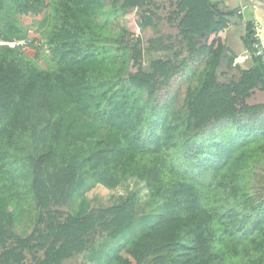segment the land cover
<instances>
[{
  "label": "trees",
  "instance_id": "1",
  "mask_svg": "<svg viewBox=\"0 0 264 264\" xmlns=\"http://www.w3.org/2000/svg\"><path fill=\"white\" fill-rule=\"evenodd\" d=\"M162 4L0 0V41L36 49L0 43V264H264V104H241L264 64L217 81L216 6ZM178 74L181 104H158Z\"/></svg>",
  "mask_w": 264,
  "mask_h": 264
},
{
  "label": "crops",
  "instance_id": "2",
  "mask_svg": "<svg viewBox=\"0 0 264 264\" xmlns=\"http://www.w3.org/2000/svg\"><path fill=\"white\" fill-rule=\"evenodd\" d=\"M207 1L210 4L216 6V10H215V14L217 15L216 19L219 16L220 20L221 19L224 20L225 25L227 26L225 44H224V50L222 56H226L229 60V63L226 66L223 74H227V75L230 74L232 77L228 80L231 81L233 77H237L239 75L240 71L248 70L254 66V59L250 57L249 50L247 49L244 41V37L246 35L247 22H249L250 20H255L259 24L261 38L264 42V0H207ZM242 7H244V13L243 15H240L238 14L237 10ZM230 14H236L237 17H241L243 19L242 22L231 25L230 22H228L223 18V16ZM157 20L159 21V19ZM164 27H170V26L168 24H165ZM228 29L231 30L228 32ZM160 31L162 32L161 28ZM203 32H204L203 35H200V33H198L196 35L198 37L195 36V42H200L203 44L204 42H211L213 40L214 38L213 35H209L208 33H205V31ZM155 36L156 35L153 34L147 39ZM174 38L175 37L173 36V39H171L170 41L175 42ZM241 104L243 105L264 104V83L252 89V93L250 97L246 98L245 100H242Z\"/></svg>",
  "mask_w": 264,
  "mask_h": 264
},
{
  "label": "rangeland",
  "instance_id": "3",
  "mask_svg": "<svg viewBox=\"0 0 264 264\" xmlns=\"http://www.w3.org/2000/svg\"><path fill=\"white\" fill-rule=\"evenodd\" d=\"M156 2L159 3H163L164 5H166V10L168 11V8L170 9L169 7V0H156ZM157 14H158V18L161 17L162 14L165 15L164 13V10H157ZM138 17V13L137 11L134 12V10H132L129 14H128V17L124 18L125 19V22L127 24V26L130 28V29H135V22L136 19ZM21 20L24 22V23H30L31 20H32V17L31 16H22L21 17ZM166 23V20L165 19H159V23H158V28L162 30L163 33H169L171 36H174V37H177V31L175 28L173 27H164V25ZM140 37L142 39V42L143 44L146 46L147 45V38L150 37L151 35H153V31L150 27H147L145 28L144 30H140ZM176 34V36H175ZM30 39H34L35 41H33V44L36 46V47H40V38L38 36V34L36 33L35 29H32L30 30V35H29ZM174 41V40H172ZM24 51L30 55V56H34L36 54V49L34 48H31L29 47V45H26V46H22ZM167 53H151L150 56L152 57H155V56H161V57H167L166 55ZM45 54H43L39 60L40 64L42 66H44V61H45ZM144 58H149L147 54H145ZM147 64H146V60L145 62L143 63V67H145ZM135 70V69H133ZM195 84V80H193V84L192 86ZM188 81H187V78L185 75L183 74H178L177 76H175L169 87H165L163 88L162 90H160V92L158 93V99H157V103L158 104H163L165 101L168 100L169 97H172L173 98V103L175 104V106H179L185 96V92H186V89L188 87ZM262 178H257V180L260 182ZM260 189L264 188V187H259ZM156 209V205L153 204L151 206V208H148L146 210V212H150L152 211L154 213ZM81 261V256H77L67 262H64L63 264H79V262Z\"/></svg>",
  "mask_w": 264,
  "mask_h": 264
},
{
  "label": "built area",
  "instance_id": "4",
  "mask_svg": "<svg viewBox=\"0 0 264 264\" xmlns=\"http://www.w3.org/2000/svg\"><path fill=\"white\" fill-rule=\"evenodd\" d=\"M243 9L239 8L238 14H242L243 13ZM135 12V10H134ZM250 24L249 30H250V34H251V46H252V51H249V55L250 57L255 56L258 57L261 62L264 64V42L261 38V34H260V26L259 24L255 21V20H250L248 22ZM0 43H6L8 46L10 47H14V46H26L28 45V40L26 39H22V40H14V41H10V42H2L0 41Z\"/></svg>",
  "mask_w": 264,
  "mask_h": 264
},
{
  "label": "water",
  "instance_id": "5",
  "mask_svg": "<svg viewBox=\"0 0 264 264\" xmlns=\"http://www.w3.org/2000/svg\"><path fill=\"white\" fill-rule=\"evenodd\" d=\"M141 17H143V16L141 15ZM223 18L225 20H227L228 22H230L231 25H234L235 23H241L243 20L241 17H237L236 14L225 15V16H223ZM219 20H220V17L218 16L216 21H219ZM230 30L231 29H228V32ZM203 34H204L203 31L200 32V35H203ZM196 37H198V36H196ZM228 63H229V60L226 56H221L219 58V63H218V66L216 68V77H217L216 79H217V81H219V82L223 81L224 83L230 82L228 79H230L232 76L230 74H228V75L223 74Z\"/></svg>",
  "mask_w": 264,
  "mask_h": 264
},
{
  "label": "flooded vegetation",
  "instance_id": "6",
  "mask_svg": "<svg viewBox=\"0 0 264 264\" xmlns=\"http://www.w3.org/2000/svg\"><path fill=\"white\" fill-rule=\"evenodd\" d=\"M160 11L161 10H166V5H164V4H162V7H161V9H159ZM168 10H169V8H168ZM243 13H244V9H243ZM243 13L241 14V15H243ZM156 18H158V15L156 16ZM248 23V22H247ZM247 23H246V25H247ZM202 44V43H201Z\"/></svg>",
  "mask_w": 264,
  "mask_h": 264
}]
</instances>
